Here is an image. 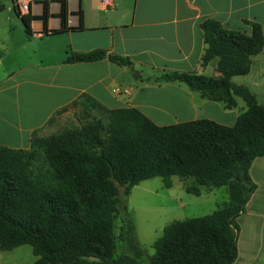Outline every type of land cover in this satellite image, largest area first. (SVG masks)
Here are the masks:
<instances>
[{"label":"trees","instance_id":"trees-1","mask_svg":"<svg viewBox=\"0 0 264 264\" xmlns=\"http://www.w3.org/2000/svg\"><path fill=\"white\" fill-rule=\"evenodd\" d=\"M58 1L61 29L52 34L65 30L66 3ZM46 16L44 1L43 23ZM19 17L29 35L31 17ZM243 22L249 35L211 19L199 24L204 45L200 65L215 62L217 76L164 71L152 78L182 83L225 109L234 108L240 98L244 110L233 125L198 119L159 126L135 108L109 109L81 94L55 111L46 125L69 107L74 122L47 135L33 131L24 149L0 145V250L27 244L35 257L30 264H232L237 218L256 188L249 169L256 158L263 160L264 169V106L231 81L247 74L263 44L260 25ZM104 57L97 49L67 52L64 61ZM107 58L119 66L131 65L119 55ZM154 177L165 187L171 177L188 179L184 190L195 196L201 188L224 187L227 200L209 214L168 223L149 255L132 242L123 200L134 185ZM117 217L120 232L114 236ZM117 240L134 255H116Z\"/></svg>","mask_w":264,"mask_h":264},{"label":"crops","instance_id":"crops-1","mask_svg":"<svg viewBox=\"0 0 264 264\" xmlns=\"http://www.w3.org/2000/svg\"><path fill=\"white\" fill-rule=\"evenodd\" d=\"M110 2L104 7L100 0H65V30L52 34L61 29L59 1L30 0L26 35L11 1L0 0V145L27 148L30 134L37 130L46 135L47 119L81 94L109 109L135 108L159 126L198 119L233 125L244 110L240 98H235L234 108L225 109L182 83H157L152 78L164 71L217 76L215 62L200 65L204 45L199 24L211 19L226 30L249 35L243 21H253L261 27V51L251 58L247 74L231 78L252 90L247 80L253 66L264 69V0ZM97 49L105 52L104 58L64 61L67 52ZM110 54L127 58L130 67L110 62ZM66 111L72 114L73 109ZM261 174L264 180L263 165Z\"/></svg>","mask_w":264,"mask_h":264},{"label":"rangeland","instance_id":"rangeland-1","mask_svg":"<svg viewBox=\"0 0 264 264\" xmlns=\"http://www.w3.org/2000/svg\"><path fill=\"white\" fill-rule=\"evenodd\" d=\"M264 67V65H262ZM262 74V76H260ZM236 77V76H235ZM235 79V78H234ZM251 83L249 92L257 104L264 106V69L253 66L247 80ZM262 81V82H261ZM74 122L70 112L60 113L44 130L50 134ZM263 160L256 158L249 169V174L256 185L249 202L237 218L239 232L237 235V256L232 264H264V180L261 174ZM190 184L188 179L170 178V186L165 187L160 177L140 181L134 185L123 204L131 218L132 242L137 248H143L151 254V244L161 235L164 226L175 220L199 217L211 213L227 200L224 187L201 188L195 196L185 192ZM119 194L122 188L118 187ZM121 222L119 217L114 220L113 234L116 236ZM115 254L125 252L131 256L132 251L123 248V242L117 240ZM35 260L27 244L9 251L0 250V264H30Z\"/></svg>","mask_w":264,"mask_h":264},{"label":"built area","instance_id":"built-area-1","mask_svg":"<svg viewBox=\"0 0 264 264\" xmlns=\"http://www.w3.org/2000/svg\"><path fill=\"white\" fill-rule=\"evenodd\" d=\"M10 1H11L12 7H13L15 13L18 16H23V15L28 14L30 0H10ZM100 3L104 7H107V6H110L111 5L110 0H100ZM118 90L119 89L116 88V89H114V92L117 93ZM122 92L125 93V92H127V90L126 89H123Z\"/></svg>","mask_w":264,"mask_h":264},{"label":"water","instance_id":"water-1","mask_svg":"<svg viewBox=\"0 0 264 264\" xmlns=\"http://www.w3.org/2000/svg\"><path fill=\"white\" fill-rule=\"evenodd\" d=\"M136 76H137V74L135 73V71H132L131 77H132L133 80L136 79Z\"/></svg>","mask_w":264,"mask_h":264}]
</instances>
